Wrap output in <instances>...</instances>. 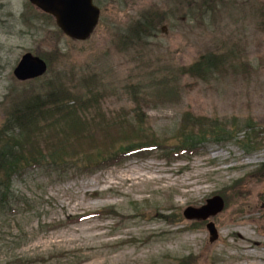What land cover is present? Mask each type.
I'll use <instances>...</instances> for the list:
<instances>
[{
	"label": "rangeland",
	"instance_id": "374dc122",
	"mask_svg": "<svg viewBox=\"0 0 264 264\" xmlns=\"http://www.w3.org/2000/svg\"><path fill=\"white\" fill-rule=\"evenodd\" d=\"M95 4V30L75 40L30 0H0V127L51 84L78 100L23 142L45 161L14 178L0 264H264V177L252 175L264 163V0ZM146 13L157 30L126 45ZM26 52L46 60L43 76H15ZM208 54L219 63L207 77L183 73ZM213 126L237 136L173 150ZM131 144L147 148L89 166ZM215 195L221 212L184 216Z\"/></svg>",
	"mask_w": 264,
	"mask_h": 264
},
{
	"label": "trees",
	"instance_id": "16d2710c",
	"mask_svg": "<svg viewBox=\"0 0 264 264\" xmlns=\"http://www.w3.org/2000/svg\"><path fill=\"white\" fill-rule=\"evenodd\" d=\"M157 21L158 18L155 19V16L151 13L140 16L124 34L125 44H135L149 38L157 30ZM218 63L219 59L213 54L203 55L192 66L184 69L183 73L205 78L211 70L218 66ZM72 99L78 102L77 98H73L71 93L67 92L61 83L51 84L43 95L38 93L27 97L23 101V106L17 107L14 112L10 113L6 122L0 127V214H4L6 211L10 212L15 207V201H13L15 198L13 189L14 178L24 172L26 168L40 167L44 164L45 157H27L24 154L23 142L26 140L30 129L36 127L40 122H44L48 117L55 116L54 114L59 116L68 114L69 112L66 111L71 108L72 105L69 103ZM253 128L248 125L247 129L252 131ZM232 133L230 129H218L213 126L211 133L206 135V132H204L201 137L193 134L184 135L182 143L174 147L173 150L193 153L195 147L210 139L215 142H225L237 136L236 133L235 135ZM248 147L253 148L254 146H247V149ZM144 148H147V145L131 144L121 147L108 158H98L89 166L95 167L105 161L117 162L122 156L130 155L131 152L141 151ZM252 175L263 178L264 163Z\"/></svg>",
	"mask_w": 264,
	"mask_h": 264
},
{
	"label": "water",
	"instance_id": "95a60500",
	"mask_svg": "<svg viewBox=\"0 0 264 264\" xmlns=\"http://www.w3.org/2000/svg\"><path fill=\"white\" fill-rule=\"evenodd\" d=\"M42 12L54 17L61 31L75 40L88 39L100 19V8L94 0H30ZM48 69L44 58L32 52L22 55L14 69V74L19 80L36 79L43 76ZM225 202L219 195L207 199L202 206H188L184 210L187 219L208 220L224 209ZM210 240L215 241L219 232L213 221L207 223Z\"/></svg>",
	"mask_w": 264,
	"mask_h": 264
},
{
	"label": "flooded vegetation",
	"instance_id": "af4514ba",
	"mask_svg": "<svg viewBox=\"0 0 264 264\" xmlns=\"http://www.w3.org/2000/svg\"><path fill=\"white\" fill-rule=\"evenodd\" d=\"M95 1V0H94Z\"/></svg>",
	"mask_w": 264,
	"mask_h": 264
}]
</instances>
